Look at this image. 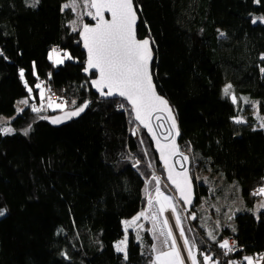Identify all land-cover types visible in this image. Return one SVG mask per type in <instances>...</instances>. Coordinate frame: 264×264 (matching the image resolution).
Instances as JSON below:
<instances>
[{"label": "trees", "instance_id": "1", "mask_svg": "<svg viewBox=\"0 0 264 264\" xmlns=\"http://www.w3.org/2000/svg\"><path fill=\"white\" fill-rule=\"evenodd\" d=\"M68 2L0 0V117H12L0 120V127L14 129L0 135V264H143L114 245L124 235L122 222L136 211L140 173L134 165L145 163L147 153L163 172L127 104L92 92L94 75L83 74L80 25L73 31L75 15L63 9ZM133 3L138 38L154 41L155 87L172 107L179 145L190 158L196 201L185 231L195 243L196 264L206 255L219 264H247L246 256L264 264V211L257 218L250 212L257 201L250 191L264 180V128L252 114L264 115V23H252L264 17V0ZM53 46L72 59L54 65L48 59ZM194 50L201 61L168 54ZM40 80L49 94L62 96L55 102L65 103L63 111L47 109ZM227 85L235 104L224 95ZM22 99L28 105L16 115ZM84 103L88 107L74 120L49 122ZM33 104L42 110L34 113ZM122 110L137 137L108 125ZM230 238L236 250L225 255L219 244ZM141 245L150 261L145 241Z\"/></svg>", "mask_w": 264, "mask_h": 264}, {"label": "snow or ice", "instance_id": "2", "mask_svg": "<svg viewBox=\"0 0 264 264\" xmlns=\"http://www.w3.org/2000/svg\"><path fill=\"white\" fill-rule=\"evenodd\" d=\"M38 2V0H36ZM255 3H260V0H254ZM86 9H94V12H87L93 20L96 21L94 26H89L84 24L82 30L79 32L81 39L84 42V47L88 52L87 66L84 71L87 73L90 69H95L98 73V78L92 80V86L100 93L101 96H114L118 95L123 97L131 104V111L135 113L134 119L139 121L145 128L148 129L150 134H153V129L151 126L152 113L161 111L167 112L168 120L172 122V130H176V122L172 116V109L168 105V102L163 97L159 96L152 82V75L150 71V64L153 59L152 50L150 47V38L137 39L135 25L137 21V13L134 8L133 0H83ZM31 6V5H30ZM78 6V0H69L68 3L63 5V9L71 8L73 11L76 10ZM62 9V10H63ZM108 12L111 15V19H105L104 13ZM257 22L264 23V17H255L252 19V23ZM73 25L76 21L72 22ZM76 27H73V31H76ZM221 36L224 34L221 33ZM3 53L0 52V56ZM48 59L52 61L54 65L57 63H63L65 59H72V56L64 52H61L53 48L48 53ZM264 60V56L261 57ZM261 72H264V68H261ZM20 77L24 79V72L21 70ZM25 87H28L25 83ZM39 88L40 85H37ZM107 89V91H105ZM231 85H227L224 89V95L226 97L230 96L232 102L236 103V97L230 93ZM31 93V89H29ZM43 98V92L41 93ZM247 102V98H242ZM20 104L28 105V100L23 99L19 102ZM75 104V101H72ZM255 106V105H254ZM48 107L63 109V105L57 103L53 105L51 99L48 100ZM87 107V103L82 106L75 108V110L65 113V117H57L52 119V123H60L64 118L71 119L72 117L78 116ZM123 107V105H121ZM34 113H39L42 108L36 107L35 104L31 106ZM23 109H17V113L22 112ZM44 117H41L43 119ZM159 119V117H157ZM236 123H243L241 119H236ZM261 128H264V121L260 124ZM28 130H24V134L27 135ZM14 133L12 127H0V135H11ZM135 134V129L133 130ZM171 135V132H169ZM176 135H179L176 131ZM167 138V137H166ZM153 139L156 136L153 134ZM158 150L160 151L161 160L164 162L165 168L168 167V155H175L177 152L176 145L173 142L168 145L160 146L157 142ZM167 149V153H166ZM184 160L188 157L184 156ZM138 163V162H137ZM135 166V165H134ZM182 177L181 181L173 179L171 175V170H169V180L175 185L177 190L181 193V198L184 199L185 203H190L188 196L185 194L186 189L190 186L188 177L186 173L178 174ZM156 180V203L159 204V214L163 215L167 207L172 208L173 215H175L176 209L172 204V199L165 196L159 188V179L153 176ZM184 185V187L181 186ZM254 195H264V187L257 189ZM152 199L150 198L148 203L152 204ZM258 208H264V200H262ZM0 215H4V210H0ZM145 213L141 212L137 217H134L132 221H126L125 224L134 223L138 220L140 216H144ZM155 220V214L153 216ZM177 227L180 225L179 217H176ZM164 227H168V222L165 220ZM163 235V232H161ZM183 238L184 232L181 230L180 233ZM211 238V233L209 234ZM167 240H172L171 251L161 252L157 257L155 264H184L181 259L180 252L177 250L175 239L172 237L171 231L168 232ZM167 240L164 242L167 245ZM126 242L127 235L124 240H121L116 245L117 252H125L126 257ZM185 249L188 252V259L192 260V264H196V259L192 255V248L195 247L193 242L189 245L188 240H184ZM221 249H225L224 254L227 255L228 252L233 250V246L229 245L227 240H224L219 244ZM153 251H155V246H153ZM253 257H244L247 264H253ZM264 259V257H260ZM219 264L218 261H213L212 257L209 255L204 256L203 264ZM229 264H235V262L230 261Z\"/></svg>", "mask_w": 264, "mask_h": 264}, {"label": "rangeland", "instance_id": "3", "mask_svg": "<svg viewBox=\"0 0 264 264\" xmlns=\"http://www.w3.org/2000/svg\"><path fill=\"white\" fill-rule=\"evenodd\" d=\"M71 9V8H70ZM72 10V9H71ZM91 11L90 9H86L83 3V0H78V6L75 11L72 10V12L75 15V21L76 24L73 25V27H81V23H83L81 20L84 16H89L87 12ZM91 17V16H89ZM61 54L64 53V51H60ZM171 58L176 59L177 61L185 60L186 58H190L193 61H201L200 54L197 50H194L193 52H178V51H170L168 53ZM65 59L63 63L66 61ZM187 60V59H186ZM63 63H57L56 66H59ZM39 84V83H38ZM40 91L39 96L41 100H45V105L48 110L51 111H63L65 109V103L64 102H55L52 99L53 94H49V92L45 89V87L40 85ZM232 89V88H231ZM230 89V90H231ZM43 92V98L41 97V93ZM231 95H233L232 90L230 91ZM230 97V96H229ZM51 99L53 105L60 103L63 105V109L60 108H54V107H48V100ZM231 98V97H230ZM23 100V99H22ZM21 101V100H20ZM19 101V102H20ZM54 101V102H53ZM19 102L16 103V115L17 109H24L26 105L20 104ZM253 116L258 121H264V115L258 114L257 112L252 113ZM7 120V122L12 120V117H0V120ZM128 116L125 113V110L121 111L119 114H117L114 117H111L108 121V125L112 128H114L116 131H125L127 128L130 130L131 133H133V130L131 126L128 125ZM261 124V123H260ZM128 126V127H127ZM5 127V125H4ZM6 127H9L6 125ZM139 132H137V129H135V136L137 137ZM146 161L145 163H135L137 165L136 168L138 170L139 177H138V200L136 203V211L132 218L124 220L122 222L124 235L123 237L114 245V250L116 251V245L121 241L125 239V236L127 235V242H126V259H137L140 258L141 262L143 264H155L156 257L161 252H168L171 251V244L172 240H167L168 232L171 231L172 237L175 239L177 250L180 252L181 259L184 261V264H192V260L188 259V252L185 249L184 240H188L186 236L185 230L189 229L188 225V217L186 215V212L184 208L181 206L179 201L177 200L174 193L170 190V187L168 186L166 180L164 179V176L160 174L159 171H157L152 162L150 161L147 153H145ZM141 164V165H140ZM153 176L159 179V188L160 191L165 195L172 199V204L175 206L176 212L175 215H173L172 208L167 207L164 211L163 215L159 214V204L156 203V187L157 183L156 180L153 179ZM171 194H167L169 192ZM152 199V204L149 205L148 201L149 199ZM264 200V197L261 199H258L254 206L250 209V212L257 218L260 211H264V208H258L260 202ZM141 212L145 213L144 216H140L138 220H135L134 223L125 224L126 221H132L134 217H137ZM155 214V220L153 219V216ZM2 215H0L1 217ZM179 217L180 225L177 227L176 223V217ZM167 220L168 227H164V222ZM181 230L184 232L183 238L181 237L180 233ZM194 229H192L193 232ZM196 231V230H195ZM161 232H163V235H161ZM167 240V245H165V241ZM145 241L147 246V252L150 253L151 259L150 261L146 262V257H142V251L141 248L143 245H141V242ZM189 241V245L191 240ZM153 246H155V251H153ZM195 248H192V255L194 256ZM121 253L125 257V252H118ZM204 260V257H203ZM245 261V260H244ZM247 263V261H245ZM253 263H256V261L253 259ZM91 264H97L95 261H93ZM209 264H212V262H209ZM261 264V261L260 263Z\"/></svg>", "mask_w": 264, "mask_h": 264}, {"label": "water", "instance_id": "4", "mask_svg": "<svg viewBox=\"0 0 264 264\" xmlns=\"http://www.w3.org/2000/svg\"><path fill=\"white\" fill-rule=\"evenodd\" d=\"M90 10H91V12L95 11L94 9H90ZM104 17H105V19H108V20L111 19V15L108 12L104 13ZM138 20L139 19H138V15H137V21H136V25H135L136 36H137ZM95 23H96V21L93 20L92 18H91L90 23L83 22L81 27H80L79 32L82 30V26L84 24H88L89 26H94ZM79 32H78V42L80 44L81 51H82V53L84 54V57H85V63H84V68H85L87 66L88 52H87V49L84 47V42L81 39V37L79 35ZM137 39H139L138 36H137ZM140 40H142V39H140ZM150 47H151V50H152V45L151 44H150ZM152 56H153V59H152L151 64H150L151 75H152V63H153V60H154L153 50H152ZM83 74L86 75V76L94 75V77L90 80L89 84H90V87L92 89V92L100 100H102V101L122 100V101H124L127 104V106L130 109L133 121L138 125V127L142 131H144V133L146 134V137L149 139V141H150V143L152 145L153 152H154V154L157 157L158 164H159V166H160V168H161V170L163 172L164 178H165L168 186L174 191L177 200L183 205L184 210L186 211V213H189L191 211V209L193 208V206L195 204V201H196L195 189H194V185L192 183L191 177H190V158H189V156L187 154L182 152L181 147L179 145L180 130H179V125H178V122H177V119H176V116H175L173 110H172V116L174 117L175 122H176V130H172V122L170 120H168L167 112L157 111V112H153L152 113V118H151L150 123H151L152 129H153V134L156 136V139L154 140L153 139V134H150L147 128H145L142 124H140L139 121H136L134 119L135 113L131 111L132 106H131V104L128 103V101L126 99H124L123 97H120L118 95L101 96L100 93L96 90V88H94L92 86V80L98 78V73L95 71V69H90L87 73L83 70ZM152 82H153V85L155 87L154 80H153V75H152ZM105 91H107V89H105ZM155 91H156V93L159 96H161L157 92L156 87H155ZM161 97H163V96H161ZM168 105H169V103H168ZM171 109H172V107H171ZM67 112H70V111H65V112L53 115L52 117H50L49 122L52 125H60V124H64V123L70 122V121L74 120L77 117V116H75V117H72L71 119L64 118L62 120V122H60V123H52L51 122L52 119H54V118L65 117V113H67ZM157 117H159V119ZM176 131H178L179 135H176ZM169 132H171V135H169ZM173 138H174V143H175L176 148H177V152H176L175 155H168V167L165 168L164 162L161 160V155H160V151L158 150V147H157V142H159L160 146L163 147L164 145L171 144L173 142ZM166 153H167V149H166ZM184 156H187L188 159L184 160L183 159ZM169 170H171V175H172L173 179H176L178 181L182 180V177H180L178 174L186 173V175L188 177V181L190 183V186L186 189L185 194L188 196V198L190 200V203H187V204L185 203L184 199L181 198V193L177 190V188L172 183V181L169 180V178H168L169 177ZM181 186L184 187L183 184H181Z\"/></svg>", "mask_w": 264, "mask_h": 264}, {"label": "built area", "instance_id": "5", "mask_svg": "<svg viewBox=\"0 0 264 264\" xmlns=\"http://www.w3.org/2000/svg\"><path fill=\"white\" fill-rule=\"evenodd\" d=\"M53 48H56V49H58L56 46H53L52 47V49ZM59 50V49H58ZM40 85H43L44 84V81H42V80H40L39 82H38ZM52 99L54 100V101H61L62 100V96H60V95H55V96H52ZM133 134V133H132ZM134 135V134H133ZM261 187H264V180H263V185L261 186ZM260 187V188H261ZM257 189H259V188H256V189H254L253 191H252V193H255L256 191H257ZM254 195V194H253ZM254 197H255V199H261L262 197H264V195H259V194H257V195H254ZM228 242H229V245L230 246H233V250L235 249V246H236V244H235V242L232 240V239H229L228 240ZM232 250V251H233Z\"/></svg>", "mask_w": 264, "mask_h": 264}, {"label": "bare ground", "instance_id": "6", "mask_svg": "<svg viewBox=\"0 0 264 264\" xmlns=\"http://www.w3.org/2000/svg\"><path fill=\"white\" fill-rule=\"evenodd\" d=\"M39 85H40V84H39ZM41 86L45 87L44 84L41 85ZM84 104H85V103H84ZM84 104H83V105H84ZM88 105H89V104L87 103V107H88ZM132 129H133V128H132ZM130 133H131V132H130ZM131 134H132V133H131ZM132 135H133V134H132ZM133 136L135 137V135H133ZM164 179H165V178H164ZM261 186H262V185H261ZM261 186H260V187H261ZM260 187H259V188H260ZM170 189H171V188H170ZM250 196H251V197H252V196L254 197L252 191H250ZM256 200H257V199H256ZM230 239H232V238H230ZM228 240H229V239H227V241H228ZM232 240H233V239H232ZM233 241H234V240H233ZM235 250H236V246H235V249L233 250V252H234ZM231 252H232V251H231Z\"/></svg>", "mask_w": 264, "mask_h": 264}, {"label": "crops", "instance_id": "7", "mask_svg": "<svg viewBox=\"0 0 264 264\" xmlns=\"http://www.w3.org/2000/svg\"><path fill=\"white\" fill-rule=\"evenodd\" d=\"M261 122H262V121H259V123H261ZM256 263L259 264L260 262L258 263V261H257ZM253 264H255V263H253Z\"/></svg>", "mask_w": 264, "mask_h": 264}]
</instances>
